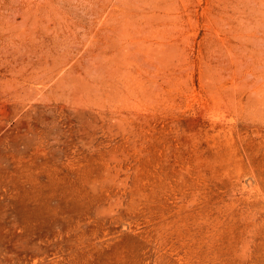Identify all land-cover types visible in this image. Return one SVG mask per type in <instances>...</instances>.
Returning <instances> with one entry per match:
<instances>
[{
    "label": "rangeland",
    "instance_id": "rangeland-1",
    "mask_svg": "<svg viewBox=\"0 0 264 264\" xmlns=\"http://www.w3.org/2000/svg\"><path fill=\"white\" fill-rule=\"evenodd\" d=\"M0 264H264V0H0Z\"/></svg>",
    "mask_w": 264,
    "mask_h": 264
}]
</instances>
